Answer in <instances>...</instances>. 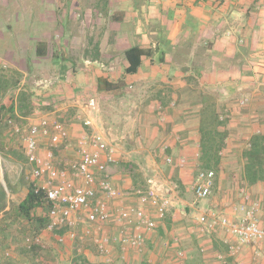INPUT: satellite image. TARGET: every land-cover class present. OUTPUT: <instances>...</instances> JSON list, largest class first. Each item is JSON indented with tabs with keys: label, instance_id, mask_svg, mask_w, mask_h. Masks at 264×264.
Returning a JSON list of instances; mask_svg holds the SVG:
<instances>
[{
	"label": "crops",
	"instance_id": "crops-1",
	"mask_svg": "<svg viewBox=\"0 0 264 264\" xmlns=\"http://www.w3.org/2000/svg\"><path fill=\"white\" fill-rule=\"evenodd\" d=\"M75 2L87 9V19L72 39L87 41V55L99 50L55 95L54 110L64 121L48 119L65 131L55 135L67 164L59 170L71 171L85 152L99 153L86 177L70 176L84 189L72 218L86 238L87 257L112 264H264V242L233 255L226 240L234 237L200 223L206 212L241 221L259 201L264 224V181H246L243 156L251 137L264 133V0ZM135 45L149 55L127 74L125 51ZM100 76L126 84L101 91ZM217 116L225 121L226 144L219 169H210L216 173L210 196L198 198L201 125ZM87 133L103 142L85 140ZM140 209L147 223L138 219Z\"/></svg>",
	"mask_w": 264,
	"mask_h": 264
},
{
	"label": "rangeland",
	"instance_id": "rangeland-1",
	"mask_svg": "<svg viewBox=\"0 0 264 264\" xmlns=\"http://www.w3.org/2000/svg\"><path fill=\"white\" fill-rule=\"evenodd\" d=\"M78 5L75 0H0V74L10 81L18 80L21 88L33 93L32 112L26 116L19 112L16 118L21 130L18 135H13L5 124L0 127L3 136L0 141L6 149V154L0 152V183L15 204L27 193L23 175H26L28 181L41 185L50 181V165L47 164L50 159L60 169L67 165L66 160L59 156L60 153L54 155V160L53 156H49L54 151L51 137L40 134L41 132L34 134L30 128L38 127L41 131L39 122L43 117L64 121L63 117H59L63 112L54 110L55 102L60 101L55 95L68 89L67 85L76 76L73 69L82 70L87 58L96 56L99 50L96 46L94 50H90L93 55H87L90 53L84 47L87 41L72 39L75 34H80L82 22L87 19V9ZM40 42L47 45L46 56H39L37 53ZM67 69H70L69 74ZM19 91L20 89L13 88L0 95V100L8 105L17 99ZM7 113L4 116L9 115ZM28 133L36 136L33 151L27 148ZM28 157L30 160H27ZM235 163L236 172L240 174V160H235ZM36 169L43 170L42 176L36 175ZM57 181L56 184L59 183ZM198 206L209 207V204L198 203ZM43 211L38 209V213ZM13 213L0 217V264H38L41 261L32 262L25 250L23 235L30 230V226L24 219H17L15 212ZM189 215L192 219L196 217L194 212ZM75 231L73 227L65 235L66 243L63 244H59L58 237L50 231L43 232L42 238L46 245L44 252L50 255L48 263L73 264ZM80 240V246H86V238L81 235Z\"/></svg>",
	"mask_w": 264,
	"mask_h": 264
},
{
	"label": "trees",
	"instance_id": "trees-1",
	"mask_svg": "<svg viewBox=\"0 0 264 264\" xmlns=\"http://www.w3.org/2000/svg\"><path fill=\"white\" fill-rule=\"evenodd\" d=\"M37 53L39 56L47 55L46 43H39L37 46ZM125 55L129 61L126 73L133 74L138 72L143 57L149 55V51L141 48L139 45H135L127 49ZM18 82V80L10 81L5 79V77L0 74V95L13 88L20 89L17 99L13 100L10 104L7 105V103L0 100V127L2 124H5L9 127V130L13 132V135H18L19 133L16 130V126L18 125L16 121L18 113L20 112L26 116L31 113L33 109V93L26 88H21ZM125 84L126 82L123 79L113 81L109 76H100L98 78V89L101 91L122 90ZM5 112H8L7 114L9 115L4 116ZM224 124L225 121L220 120L218 116L211 120L204 119L202 121L201 153L199 158L200 168L202 170L219 169L222 159V151L225 148V140L227 136V132L220 129ZM50 127L52 129V126ZM1 138H3V136L0 129V139ZM62 145L63 144L53 145V160L56 158L54 155L62 151ZM0 152L6 154V149L1 141ZM21 156L24 157L23 154ZM243 156L245 159L244 178L246 181H248L249 184L264 181V133H256L251 137L250 146L243 152ZM27 160H30L29 157ZM33 163L34 165L36 164L35 162ZM52 165L57 167L55 163ZM22 180L27 186V193L17 204L9 199L6 188L0 183V217H7L15 212L17 219H24V221L30 226V230H27L28 232L25 231L23 235L25 242L24 245L26 246L25 250L27 251L29 258L32 262L35 260L41 261L38 264H51L47 261V258L49 260L50 255L44 252L46 250V245L42 238L43 232L50 231L56 237H63L64 240H57L59 244H63L66 240L65 235H67L68 232H71L73 228L63 225L60 227L53 226L49 229L55 215L54 211L58 209L55 201L51 199L46 188L39 186L35 181H28L26 175H23ZM38 209L44 210L43 213H38ZM80 236V231L76 230L74 238L75 255L72 258L73 264H112L104 261L90 260L80 246ZM94 246L95 247H92V250L97 252L98 246ZM6 256H8V253Z\"/></svg>",
	"mask_w": 264,
	"mask_h": 264
},
{
	"label": "built area",
	"instance_id": "built-area-1",
	"mask_svg": "<svg viewBox=\"0 0 264 264\" xmlns=\"http://www.w3.org/2000/svg\"><path fill=\"white\" fill-rule=\"evenodd\" d=\"M247 99L242 100L241 104H245ZM94 103V102H93ZM42 130L31 127L30 130L34 134L40 133L45 136H50L51 145L58 144V138H56V134H62L65 136V131L63 125L59 122L54 124L50 123L49 119L42 118L41 123ZM86 125H91L90 119L85 121ZM52 126V129L51 127ZM33 128V129H32ZM16 130L20 132V128L17 125ZM34 134H29L26 136L27 138V148L31 151L36 147V136ZM39 135V134H38ZM49 139V140H50ZM84 139L90 141L93 144H98L103 142L102 135H94V134H85ZM49 156H53L52 152H50ZM99 153L95 152L92 155L86 152L83 154V158L75 163H71V171H61L57 167L51 165L52 160L47 163L49 166V177L50 181L47 183H42L39 186L46 188L50 194L52 200L55 201L58 209L55 210V215L53 217L52 225L53 226H63L67 225L71 228L75 227V221L72 218V212L81 208V204L83 203V193L84 189L82 186L75 185L71 180L70 176L74 178H84L88 175L89 169L91 166H94L98 163ZM170 162L171 158L168 159ZM180 163H184L182 160ZM35 173L37 176H42L43 170L36 169ZM216 173L214 170H202L200 171L197 180L193 186L195 194L198 198H207L210 196L212 192V187L214 186V179ZM58 179V181H57ZM56 181L59 182L56 184ZM140 201L143 204L148 202V196L143 195L140 198ZM261 204L259 201L253 202L252 206L249 209L245 210V216L241 221L235 222L231 220L226 215H220L217 212H206L200 216V223L203 225H207V227L212 231L219 230L220 227L225 229L227 233L235 238V241L228 238L226 242L229 245L230 253L233 255L238 254L242 248L246 245H256L260 246L264 242V224L260 221L259 218V210ZM149 215L146 213L144 209H140L137 211V217L141 223H147ZM95 216H92L94 218ZM109 214H103V218H108ZM60 240H64L63 237L59 238ZM180 256L183 257L184 253L181 252ZM222 258V256H221Z\"/></svg>",
	"mask_w": 264,
	"mask_h": 264
}]
</instances>
